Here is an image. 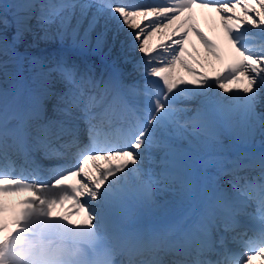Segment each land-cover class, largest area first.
<instances>
[{
  "label": "snow or ice",
  "instance_id": "obj_1",
  "mask_svg": "<svg viewBox=\"0 0 264 264\" xmlns=\"http://www.w3.org/2000/svg\"><path fill=\"white\" fill-rule=\"evenodd\" d=\"M91 7L80 0L0 3L5 29L7 10H16L12 42L0 34V56L11 58L0 67L18 58L22 72L27 59L30 72L27 87L14 94L0 90V154L52 152L54 141H64V148H78L81 157L78 167L64 168L50 183L0 172V245L7 243L20 218L39 205L54 209L73 228L100 234L97 264H117L118 255L134 251L151 255L140 264H251L253 256L264 264V153L235 147L264 136V111H258L264 104V40L249 44L242 35L251 25L264 36V0H97L81 31ZM195 9L214 12L221 31L205 32ZM101 17V30L93 37ZM33 19L41 29L40 42L62 45L70 40L102 62L119 40L111 71L97 76L92 63L69 62L47 49L27 57L18 53L15 45L26 35L36 37ZM121 33L124 39H119ZM158 33L164 39L150 44ZM190 35L200 42L202 53L194 45L189 49ZM136 51L142 56L134 67L159 84L124 82L118 61L128 63L127 53ZM216 64L219 69L209 75L205 69ZM214 86L226 95L214 96ZM181 99L197 102L177 106ZM253 168L260 170L259 179L241 174ZM156 191L172 192L178 203H188L187 211L158 228L121 232L114 221L116 210L133 199L151 202ZM7 193L31 195L10 204L3 198ZM249 202L256 204L257 222L237 231L238 217L251 215L246 212ZM221 229L234 233L231 239L242 252L225 246ZM213 253L220 258H206ZM168 254L173 258L165 259Z\"/></svg>",
  "mask_w": 264,
  "mask_h": 264
},
{
  "label": "clouds",
  "instance_id": "obj_2",
  "mask_svg": "<svg viewBox=\"0 0 264 264\" xmlns=\"http://www.w3.org/2000/svg\"><path fill=\"white\" fill-rule=\"evenodd\" d=\"M101 243L95 229L73 228L38 205L0 245V264H97Z\"/></svg>",
  "mask_w": 264,
  "mask_h": 264
},
{
  "label": "bare ground",
  "instance_id": "obj_3",
  "mask_svg": "<svg viewBox=\"0 0 264 264\" xmlns=\"http://www.w3.org/2000/svg\"><path fill=\"white\" fill-rule=\"evenodd\" d=\"M5 2H7V3H24V2H27V0H5ZM0 3H1V1H0ZM7 11H8V12L11 11V15H12V17H13V19H14V15H13V14L15 13L16 10H15V9H12V8H9ZM94 12H95L94 10L89 9L87 16H85L84 19H83V24L81 25V31H83V29L87 27L88 22H89V20L91 19V16H92V14H93ZM253 16H254V18H257V19H258V17H255L254 14H253ZM76 19H77V17H73V20H72V23H73V24L76 23ZM103 22H104V19H103V17H101V19H100V21H99V23H98V25H97L96 30L93 32V37L95 36V32H98V31L101 30V25L103 24ZM31 23H32V25H33V31L36 33V37H35V39H34V37H33L31 34L26 35L25 39H24L22 42H20L19 44L15 45L16 51H17L18 53L25 54L26 51L33 52V51H31V50L33 49V47H31V45H32L34 42L37 43V45H38L37 47H41V46H43V45H45V44H55V43H59V41H51V42H47V43H45V42H40V41L38 40V37H39V35H40V33H41V29L37 26V22H36L35 19H33V20L31 21ZM205 27H206V29H207L210 33L212 32V30H216V27H208L207 24L205 25ZM12 28H13V31L15 32V25H12ZM12 28H9V30H8L7 28L5 29V28L0 27V31H1L2 35H6V37H8L7 40H8L10 43L12 42V33H10V30H12ZM246 28H247V29H251V26L248 25V26H246ZM3 31H4V33H3ZM1 33H0V34H1ZM119 39H124V33H121V34H120ZM65 41H70V40H65ZM109 42H111V32H109ZM137 47H138V45H137ZM115 49H117V50L119 49V40L117 41V47L114 48V50H115ZM115 52H116V51H115ZM115 52H113L112 54L114 55ZM201 53H202V52H201ZM127 55H129V54H127ZM110 57H112V56H110ZM128 57H129V59H131V58L133 57V55L128 56ZM2 59L10 60L11 58L8 57V56H1V57H0V60L2 61ZM17 59H18V58H17ZM25 60H27V59H25ZM15 63H16L17 65H20L19 62H18L16 59H15V60H12L11 64L15 66ZM23 66H25L24 63H23ZM20 68H21V66H20ZM25 69H26V71H27L29 68L25 67L24 70H25ZM24 70L22 71L23 73H25ZM215 70H217V64L215 65L214 68H212V67H208V68L205 69V71H207V72L209 73V75H212V74L214 73ZM29 74H30V72H29ZM245 83H246V81H245ZM242 86H243V85H241V87H242ZM211 91H212V94H213L214 96H215V95H219V96H224V95H226L225 93H223L222 90H220L218 87H215V86L212 88ZM196 102H197V101H193L194 104H195ZM262 109H264V104H262V105H258V111H260V110H262Z\"/></svg>",
  "mask_w": 264,
  "mask_h": 264
}]
</instances>
